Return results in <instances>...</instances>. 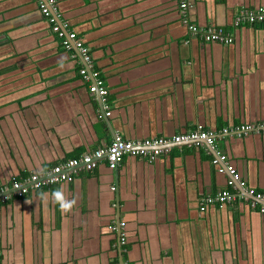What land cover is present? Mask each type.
Segmentation results:
<instances>
[{"label": "crops", "instance_id": "0c3cea01", "mask_svg": "<svg viewBox=\"0 0 264 264\" xmlns=\"http://www.w3.org/2000/svg\"><path fill=\"white\" fill-rule=\"evenodd\" d=\"M42 1L0 0V186L114 134L171 138L264 123V24H235L264 0H185L189 22L220 30L223 43L188 34L181 0H55L57 21L89 50L104 101L79 74L78 50L51 31ZM218 155L235 169L237 192L264 196L263 135L174 144L154 160L125 156L116 169L101 163L0 203V264H264L263 213L246 202L200 209L203 198L233 191L211 162Z\"/></svg>", "mask_w": 264, "mask_h": 264}, {"label": "built area", "instance_id": "2783aa9c", "mask_svg": "<svg viewBox=\"0 0 264 264\" xmlns=\"http://www.w3.org/2000/svg\"><path fill=\"white\" fill-rule=\"evenodd\" d=\"M54 4L55 0H43L40 2L39 8L42 15L48 20L51 31L61 40V45L65 49H69L72 46L78 50L84 63L79 69V74L84 81H88L89 77L91 78L92 83L89 84L88 90L91 93H96L104 101L107 89L99 72L93 68V61L88 48L74 32L66 31V23L57 21L58 18L53 13ZM179 13L183 25L190 36H200L205 42L223 43L230 40V38L224 36L220 30L214 27L198 28L191 24L188 16V4L185 0L179 2ZM242 21L249 24H264V7L241 11L235 18V24L238 25ZM105 109H108L107 106H105ZM105 115H109L108 110H106ZM228 134H236L237 136L257 134L264 136V123L241 125L235 129H223L220 132H211L198 126L195 130L175 135L171 138L126 140L119 134H114L108 144H104L91 152H86L77 158H70L65 162L58 163L39 174H32L24 179L14 180L10 184L0 186V203H5L12 197H23L32 190L51 184L70 182L78 170L89 172L97 168L101 163H105L110 169H116L120 166L125 156L154 160L157 156L168 153L170 147L174 144L197 146L205 143L212 147L217 138ZM211 162L216 166L219 173L226 172L229 174L230 178L227 180V186L233 191L226 189L203 198L200 208L202 211L205 210V204L226 203L231 205L246 202L251 208H255L264 214V196L250 188H246L243 194L237 192L235 184L239 180L236 171L226 163L224 155L216 156ZM123 225V223L119 224L120 227H123Z\"/></svg>", "mask_w": 264, "mask_h": 264}, {"label": "clouds", "instance_id": "9594fccd", "mask_svg": "<svg viewBox=\"0 0 264 264\" xmlns=\"http://www.w3.org/2000/svg\"><path fill=\"white\" fill-rule=\"evenodd\" d=\"M52 196H53V199L59 200L60 206L62 208L66 210L69 208L70 202L63 199L61 190L57 189L56 191L53 192Z\"/></svg>", "mask_w": 264, "mask_h": 264}, {"label": "trees", "instance_id": "16d2710c", "mask_svg": "<svg viewBox=\"0 0 264 264\" xmlns=\"http://www.w3.org/2000/svg\"><path fill=\"white\" fill-rule=\"evenodd\" d=\"M93 66H94V64H93ZM17 180H19V179H17ZM12 181H14V180H11V181L9 182V184H10Z\"/></svg>", "mask_w": 264, "mask_h": 264}]
</instances>
